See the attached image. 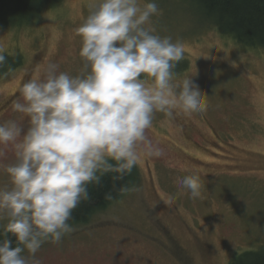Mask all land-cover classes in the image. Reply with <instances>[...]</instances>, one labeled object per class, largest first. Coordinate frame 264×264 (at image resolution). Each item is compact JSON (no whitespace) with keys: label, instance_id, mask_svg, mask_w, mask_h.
Here are the masks:
<instances>
[{"label":"rangeland","instance_id":"rangeland-1","mask_svg":"<svg viewBox=\"0 0 264 264\" xmlns=\"http://www.w3.org/2000/svg\"><path fill=\"white\" fill-rule=\"evenodd\" d=\"M205 20L188 0H58L0 24V67L19 60L0 77V229L71 171L123 157L139 179L91 223L4 264L264 253V50Z\"/></svg>","mask_w":264,"mask_h":264},{"label":"trees","instance_id":"trees-1","mask_svg":"<svg viewBox=\"0 0 264 264\" xmlns=\"http://www.w3.org/2000/svg\"><path fill=\"white\" fill-rule=\"evenodd\" d=\"M55 1L0 0V24L25 25ZM188 1L195 3L205 21L215 24L222 35L245 48L264 50V0ZM18 64L17 59L15 64L0 67V77ZM69 173L59 192L32 209L13 228L0 229V264L35 241L91 223L139 181L135 165L123 157ZM19 228L27 230L17 231ZM235 264H264V253H245Z\"/></svg>","mask_w":264,"mask_h":264}]
</instances>
